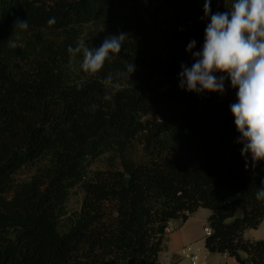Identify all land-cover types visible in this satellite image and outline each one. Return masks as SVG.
Returning a JSON list of instances; mask_svg holds the SVG:
<instances>
[{"label": "trees", "instance_id": "1", "mask_svg": "<svg viewBox=\"0 0 264 264\" xmlns=\"http://www.w3.org/2000/svg\"><path fill=\"white\" fill-rule=\"evenodd\" d=\"M17 19L29 28L13 35ZM209 22L204 0H0V264H160L170 225L201 209L209 254L264 264V240L244 238L264 222V162L245 168L237 90L179 87ZM121 32L118 58L95 76L69 56L78 38L98 48Z\"/></svg>", "mask_w": 264, "mask_h": 264}, {"label": "clouds", "instance_id": "2", "mask_svg": "<svg viewBox=\"0 0 264 264\" xmlns=\"http://www.w3.org/2000/svg\"><path fill=\"white\" fill-rule=\"evenodd\" d=\"M212 0H204V14L210 22L204 30L203 47L198 51L196 41L191 40L186 51L192 54L193 63L189 67L181 64L178 74L179 87L188 92L225 93V81L230 80L236 89V101L230 104L234 124L239 136L236 143L242 145L241 156L245 168L255 169L264 162V0H232L224 12H211ZM56 23L55 17L47 24ZM29 28L27 20L17 19L14 34ZM126 33L106 37L100 47H90L83 37L67 51L71 59L81 58L80 69L87 76H95L108 62L118 58ZM12 47L19 46L9 39ZM135 65H126V75L131 76ZM219 74V75H218ZM103 99H112L113 76L103 80ZM95 110L96 105H91ZM256 199L264 201V179L257 188Z\"/></svg>", "mask_w": 264, "mask_h": 264}, {"label": "rangeland", "instance_id": "3", "mask_svg": "<svg viewBox=\"0 0 264 264\" xmlns=\"http://www.w3.org/2000/svg\"><path fill=\"white\" fill-rule=\"evenodd\" d=\"M158 47L161 48V44L158 43ZM102 164L99 163L96 167H101ZM81 205V192L79 190H76L72 196L71 200L69 202V210L70 212L79 210ZM210 214L209 210L201 209L199 211L198 215H195L191 217L188 221V224L185 226V232L188 234V238H185L183 242L176 244V246H171V251L164 255H161V264H173L172 263V257L175 254L178 258L181 256L180 248L187 247V246H195L199 247L202 250V253L205 252V233H204V227L207 225L205 223V219L203 215ZM173 225L177 226L178 223L174 222ZM244 238L246 240H264V222L261 224V226L257 230H251L247 231L244 234ZM178 264H190L188 260L180 259Z\"/></svg>", "mask_w": 264, "mask_h": 264}, {"label": "crops", "instance_id": "4", "mask_svg": "<svg viewBox=\"0 0 264 264\" xmlns=\"http://www.w3.org/2000/svg\"><path fill=\"white\" fill-rule=\"evenodd\" d=\"M200 211V210H199ZM199 211L194 214L193 216L195 215H198L199 214ZM192 216V217H193ZM204 216V219H205V223L207 224V220L210 216V214H207V215H203ZM189 221H187L183 226H175L173 224L170 225L169 229H168V235H169V242L167 244V247H166V250L160 254V258H161V255L164 254H168L171 250V246H176V244L178 243H181L183 242V240H185V238H188V234L187 232H185V226L188 224ZM205 246V245H204ZM184 247L180 248V252H181V256L178 258L175 254L173 255L172 257V263L173 264H178V262L180 261V259H183V260H186L182 257V249ZM204 255L207 257L208 259V262L210 264H225L227 261H224L222 256L221 255H218V256H215V255H211L209 254L206 250L204 252ZM189 262V261H188ZM159 263L161 264V259H159ZM190 263V262H189Z\"/></svg>", "mask_w": 264, "mask_h": 264}, {"label": "built area", "instance_id": "5", "mask_svg": "<svg viewBox=\"0 0 264 264\" xmlns=\"http://www.w3.org/2000/svg\"><path fill=\"white\" fill-rule=\"evenodd\" d=\"M204 233L206 236H210L212 229L207 224L204 227ZM224 261H227L225 264H256L252 259H244L242 261L232 260L228 254L221 255ZM182 257L190 262V264H210L207 257L202 253V250L199 247L187 246L182 249ZM219 264V263H217Z\"/></svg>", "mask_w": 264, "mask_h": 264}]
</instances>
